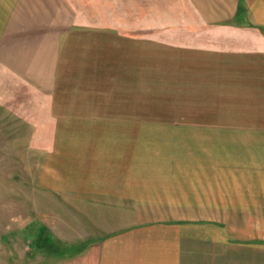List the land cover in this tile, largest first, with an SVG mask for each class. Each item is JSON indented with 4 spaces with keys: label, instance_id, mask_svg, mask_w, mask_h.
I'll list each match as a JSON object with an SVG mask.
<instances>
[{
    "label": "crops",
    "instance_id": "crops-1",
    "mask_svg": "<svg viewBox=\"0 0 264 264\" xmlns=\"http://www.w3.org/2000/svg\"><path fill=\"white\" fill-rule=\"evenodd\" d=\"M155 71L165 86L192 78L194 118L250 154L168 163L160 193L139 190L136 162L67 191L38 264H264V228L233 222L264 216V0H0V87L27 97L17 106L135 119L122 89L154 87Z\"/></svg>",
    "mask_w": 264,
    "mask_h": 264
},
{
    "label": "rangeland",
    "instance_id": "rangeland-1",
    "mask_svg": "<svg viewBox=\"0 0 264 264\" xmlns=\"http://www.w3.org/2000/svg\"><path fill=\"white\" fill-rule=\"evenodd\" d=\"M156 72L154 87L122 89L120 97L131 93L138 100L135 119L49 118L50 113L34 111L32 101L17 106L27 97L0 87V264L41 263L40 246L58 238L59 213L68 207L65 193L128 171L130 162L137 165L139 190L147 183L160 193L167 186L160 176L179 170L168 163L246 160L251 149H243L245 137L210 136L204 130L210 121L194 118V102L204 93L192 78L181 87L173 81L175 73H168L173 80L165 86ZM23 106L29 109H11ZM233 222L264 228V216Z\"/></svg>",
    "mask_w": 264,
    "mask_h": 264
},
{
    "label": "trees",
    "instance_id": "trees-1",
    "mask_svg": "<svg viewBox=\"0 0 264 264\" xmlns=\"http://www.w3.org/2000/svg\"><path fill=\"white\" fill-rule=\"evenodd\" d=\"M53 241L48 240L47 242L45 241V243L43 242V244L40 246L41 248H52L53 247Z\"/></svg>",
    "mask_w": 264,
    "mask_h": 264
}]
</instances>
